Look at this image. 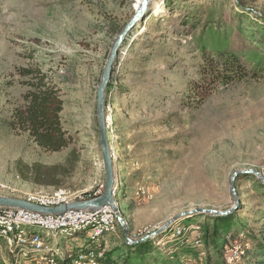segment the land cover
<instances>
[{
	"label": "rangeland",
	"instance_id": "1",
	"mask_svg": "<svg viewBox=\"0 0 264 264\" xmlns=\"http://www.w3.org/2000/svg\"><path fill=\"white\" fill-rule=\"evenodd\" d=\"M136 3L0 0V195L62 189L76 201L104 188L96 88ZM202 49L215 60L238 55L248 73L211 78L201 70ZM21 67L52 73L61 88L68 142L59 150L12 126L28 90ZM110 81L107 136L131 241L120 223L101 237L105 263L228 264L226 251L236 245L235 264H264V0H156L128 32ZM195 208L233 209L180 217L151 234ZM84 235H67L59 246L71 250ZM21 257L0 237V264H34Z\"/></svg>",
	"mask_w": 264,
	"mask_h": 264
},
{
	"label": "built area",
	"instance_id": "2",
	"mask_svg": "<svg viewBox=\"0 0 264 264\" xmlns=\"http://www.w3.org/2000/svg\"><path fill=\"white\" fill-rule=\"evenodd\" d=\"M102 188L103 185L95 192L96 196ZM115 192V207L105 205L97 209H69L58 214L0 206V237L14 253L31 257L36 264H106V249L99 245V240L115 233L119 226V203ZM26 200L43 206H57L71 201L62 189L40 191ZM82 230L91 243L89 246L80 247L76 251H65L59 246V239ZM175 230L178 234L182 229L175 227ZM200 242V239L195 241L197 244ZM241 251L236 245L234 249H227V263H237L239 258L236 256L238 254L240 257Z\"/></svg>",
	"mask_w": 264,
	"mask_h": 264
},
{
	"label": "trees",
	"instance_id": "3",
	"mask_svg": "<svg viewBox=\"0 0 264 264\" xmlns=\"http://www.w3.org/2000/svg\"><path fill=\"white\" fill-rule=\"evenodd\" d=\"M202 72L220 82H231L243 78L248 72L241 58L233 53H218L212 57L204 49ZM19 74L28 90L22 95V102L12 111V126L28 132L29 136L45 150L56 151L66 146L68 140L60 121L63 109L61 88L55 81V75L40 68L21 67ZM109 81L106 93L110 87Z\"/></svg>",
	"mask_w": 264,
	"mask_h": 264
},
{
	"label": "water",
	"instance_id": "4",
	"mask_svg": "<svg viewBox=\"0 0 264 264\" xmlns=\"http://www.w3.org/2000/svg\"><path fill=\"white\" fill-rule=\"evenodd\" d=\"M156 0H142L139 5L137 11H135L130 18V20L125 24V26L121 29V31L115 37L109 53L107 55L105 64L102 69V73L100 76V80L98 86L96 88V115H97V122H98V143L100 146V152L102 155V162H103V169H104V188L101 194L94 196L92 198H88L86 200H76L70 201L67 203H62L57 206H43L36 204L34 202H30L26 199H21L17 197L5 196L0 195V206H10V207H20L26 208L33 211L43 212V213H63L69 209H97L99 207L110 205L115 207V199L113 196V192L115 190V175H114V166L112 160V153L109 146L108 136H107V120L108 115L106 113V103H105V93L107 85L111 78V72L113 65L115 64L116 57L118 55L119 49L123 44L128 32L130 29L136 24L138 20H140L148 9L151 3H154ZM243 172L253 173L258 177H261V174L255 169H246ZM233 208H229L224 211H219L216 209H207V208H195L192 210H187L181 212L178 215L170 218L166 221L163 226L157 229L155 232L151 233L152 235L161 232L167 229L169 226L177 222L180 217H185L191 214L196 213H211L214 215H222L229 213ZM118 221L124 231L125 240L131 241L127 235V228L125 225V220L119 216L118 214ZM149 236V235H146ZM143 239V238H142ZM141 239V240H142Z\"/></svg>",
	"mask_w": 264,
	"mask_h": 264
},
{
	"label": "crops",
	"instance_id": "5",
	"mask_svg": "<svg viewBox=\"0 0 264 264\" xmlns=\"http://www.w3.org/2000/svg\"><path fill=\"white\" fill-rule=\"evenodd\" d=\"M73 241H74V242H72L73 245L70 248L72 251H76L78 248L86 246V244H87L86 242H88L87 238H86V235H84L81 238L76 236L75 240H73ZM13 256L16 257V258H20L21 257L18 253H14V252H13ZM21 258H23V257H21ZM27 258H29V260H25L27 263L32 262V263L36 264L31 257H27ZM22 260H24V259H21L20 261H22ZM14 261H16V260H14Z\"/></svg>",
	"mask_w": 264,
	"mask_h": 264
},
{
	"label": "bare ground",
	"instance_id": "6",
	"mask_svg": "<svg viewBox=\"0 0 264 264\" xmlns=\"http://www.w3.org/2000/svg\"><path fill=\"white\" fill-rule=\"evenodd\" d=\"M142 2V0H137V5L139 4L140 5V3ZM139 5H138V7L135 9V11H137V9L139 8ZM155 11H159L160 10V5L157 3L156 5H155ZM110 122H111V119H108L107 120V127H109V125H110Z\"/></svg>",
	"mask_w": 264,
	"mask_h": 264
}]
</instances>
